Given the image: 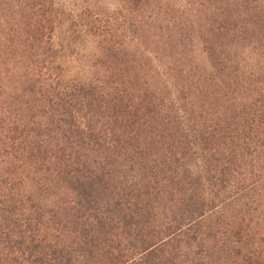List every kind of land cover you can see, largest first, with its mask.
<instances>
[{"label": "trees", "instance_id": "16d2710c", "mask_svg": "<svg viewBox=\"0 0 264 264\" xmlns=\"http://www.w3.org/2000/svg\"><path fill=\"white\" fill-rule=\"evenodd\" d=\"M0 0V264H264V0Z\"/></svg>", "mask_w": 264, "mask_h": 264}, {"label": "rangeland", "instance_id": "374dc122", "mask_svg": "<svg viewBox=\"0 0 264 264\" xmlns=\"http://www.w3.org/2000/svg\"><path fill=\"white\" fill-rule=\"evenodd\" d=\"M91 0H55L57 6L62 11V24L61 27L55 32V42L61 47V62L64 67V74L66 76L75 75L81 72L80 60L86 53L82 44H73L69 36L68 24L75 18L79 10L84 4L89 3ZM100 6L112 8L113 0H98Z\"/></svg>", "mask_w": 264, "mask_h": 264}]
</instances>
